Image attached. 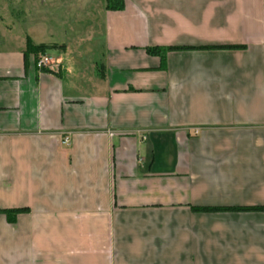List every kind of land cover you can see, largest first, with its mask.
Listing matches in <instances>:
<instances>
[{"label": "crops", "instance_id": "obj_1", "mask_svg": "<svg viewBox=\"0 0 264 264\" xmlns=\"http://www.w3.org/2000/svg\"><path fill=\"white\" fill-rule=\"evenodd\" d=\"M5 15L0 264H264V0H104L89 68Z\"/></svg>", "mask_w": 264, "mask_h": 264}, {"label": "rangeland", "instance_id": "obj_2", "mask_svg": "<svg viewBox=\"0 0 264 264\" xmlns=\"http://www.w3.org/2000/svg\"><path fill=\"white\" fill-rule=\"evenodd\" d=\"M104 0H0L6 10L4 22L14 30L13 37L31 29L36 41L43 40L68 47L67 56L75 57L89 68L101 61V32L95 23L98 5ZM26 23L22 26L17 25ZM95 23V25H94ZM0 25V37L4 35ZM6 34V33H5ZM9 36V35H8ZM37 36V38H36ZM1 39V38H0ZM1 45V40H0ZM1 47V46H0ZM49 48L51 58L63 55L62 50Z\"/></svg>", "mask_w": 264, "mask_h": 264}, {"label": "trees", "instance_id": "obj_3", "mask_svg": "<svg viewBox=\"0 0 264 264\" xmlns=\"http://www.w3.org/2000/svg\"><path fill=\"white\" fill-rule=\"evenodd\" d=\"M124 7V0H105V9L106 10H111V11H120ZM207 48V47H205ZM219 48H225V49H232V48H239L237 46H219ZM49 49V46L47 45H33L28 39L26 40V53H33L34 55L38 56L39 54H45V52ZM187 48L184 47H151V48H146V52L149 54L158 56L161 64L164 63L165 61V55L167 52L172 51V50H185ZM198 210H210L211 208H197ZM223 209V208H222ZM220 209H215V210H222ZM232 209V208H231ZM255 209H264L262 207H244V208H236L235 210H241V211H246V210H255ZM223 210H228V209H223ZM21 210H3L2 213L5 214L7 220L9 222H12L14 217L19 213Z\"/></svg>", "mask_w": 264, "mask_h": 264}, {"label": "built area", "instance_id": "obj_4", "mask_svg": "<svg viewBox=\"0 0 264 264\" xmlns=\"http://www.w3.org/2000/svg\"><path fill=\"white\" fill-rule=\"evenodd\" d=\"M36 67L40 72H44V71H56L57 68L53 65L52 60L50 59V57L46 56V55H40L37 59H36ZM68 141V138L65 137L62 141L63 144H66Z\"/></svg>", "mask_w": 264, "mask_h": 264}]
</instances>
